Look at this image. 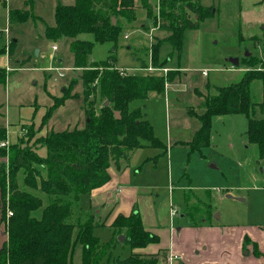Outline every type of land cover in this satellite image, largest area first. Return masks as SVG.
Here are the masks:
<instances>
[{"label": "rangeland", "instance_id": "1", "mask_svg": "<svg viewBox=\"0 0 264 264\" xmlns=\"http://www.w3.org/2000/svg\"><path fill=\"white\" fill-rule=\"evenodd\" d=\"M203 1L209 6L214 3L217 12L200 30L188 35L186 55L182 60H178L175 53L169 58V49L163 48L161 59L166 60L167 65L162 68L153 66L152 45L156 43L153 37L161 39L168 33L145 19H139L131 28L125 29L116 52L111 43L99 44L95 46L93 58L100 61L115 55L117 68L127 73L158 75L173 71L174 76L178 74L174 82L168 85L165 94H156L146 101L131 103V109H139L145 113L155 136L168 147L167 152L165 148L145 149L144 158L136 169L133 168V172L138 171L135 175L137 183L160 186L154 196L174 192L175 206L179 211L177 221L191 219L189 216L181 218L188 208L198 219L216 220L220 224L256 225L264 229V155H261L258 144L250 142L246 134L249 117H264L261 109L256 107L249 116H214L209 145L194 150L185 145L201 127L200 120L192 116L190 111L196 110L200 114L205 111L196 90L206 94L215 87L238 82L244 66L234 67L229 62L230 58H238L242 63L246 54L250 53L264 59V45L251 39L252 35L264 31L257 23L258 13L264 14V5L260 8L255 5L260 0ZM74 2L75 0H7L10 10H31V17L26 22L12 25L7 20L5 4L0 2V40L2 49L7 48L8 53L7 64L5 62L3 66L8 70V77L5 84H0V104L5 113V117L0 120L1 125L8 129V142L14 138L16 131H20L17 142L23 143L21 146L28 149L37 148L39 155L43 146L36 142L43 134L48 135L51 130L62 132L73 129L77 123L80 129L85 126L83 86L80 79L72 90L73 98L54 109L45 125L41 124L54 103L53 96H62L63 89L70 86L76 73L70 41L62 39L50 42L45 36L46 29L55 24L56 7ZM156 12L158 13L157 8ZM189 16L196 21L194 13L190 12ZM125 34L128 35L127 38ZM85 38L92 40L91 35ZM11 44L13 47L10 51ZM52 45H56L57 50H53ZM77 73L80 74L78 71ZM208 85L211 86L209 92ZM35 122H39L41 126L33 127ZM19 123L22 127L18 126ZM4 158L7 172L8 157ZM126 163L122 162L121 167ZM18 186L24 189L23 171L18 174ZM29 191L31 192L30 189ZM32 193L39 195L44 205L48 204L47 194L41 191ZM91 193L78 197L72 194L63 198L80 219L77 224L91 221L94 226L93 235L104 246L113 238L117 240L119 236L114 234L109 225L108 215L111 209L106 212L103 208L96 207ZM227 195L243 201L228 198ZM76 232L75 230V234ZM115 245L111 251L112 257L125 259L132 254L128 244L117 240ZM263 249L264 244L261 245V250ZM82 252L83 248L78 243L73 254L74 264H82Z\"/></svg>", "mask_w": 264, "mask_h": 264}, {"label": "trees", "instance_id": "2", "mask_svg": "<svg viewBox=\"0 0 264 264\" xmlns=\"http://www.w3.org/2000/svg\"><path fill=\"white\" fill-rule=\"evenodd\" d=\"M137 1L75 0L73 4L56 7L55 24L46 29L45 36L50 42L70 41L76 73L80 74L75 73L77 77L74 76L70 86L63 89L62 96H53L54 103L44 115L42 126L54 109L73 98L72 90L78 79L83 86L85 126L52 131L40 137L36 143L46 148L45 157L37 154V148L28 149L19 142L0 150V156H7L9 163L7 172L4 165L0 167L2 221L8 235L0 251V264H74L73 254L78 243L83 248L82 264H167L165 253L131 254L125 259L112 257L111 251L118 239L113 238L102 246L93 235L91 221L77 224L80 219L63 198L89 194L102 187L110 181V167L116 165L120 169L121 163L129 162L137 149L146 146L166 149L143 112L131 109V103L147 100L152 93L163 95L178 74L174 76L173 71L158 75L127 73L117 68L115 55L100 61L93 58L95 46L99 44L111 43L116 52L127 26L141 17ZM139 1L145 17L168 33L161 39L153 37L156 43L152 45L151 59L156 68L167 65L166 60L161 59L163 48L169 49V58L175 53L178 60H182L186 55L188 32L200 30L217 12L213 0L210 6L203 0ZM30 12L10 10V21L22 23L31 17ZM190 12L196 15V21L189 16ZM88 35L92 40L85 38ZM251 39L264 45V32ZM12 47L13 44L10 51ZM5 51L0 48V54ZM241 65L244 70L238 82L215 87L213 91L208 85L210 92L206 94L196 90L205 111L202 114L190 111L201 122L194 137L185 142L192 150L209 145L214 116H249L256 107L264 115V59L250 55L243 58ZM7 77V69L0 68V84H5ZM106 101L110 102L109 106H103ZM115 112H120V119L116 118ZM7 134L6 127L0 126V141L6 140ZM246 134L250 142L258 144L263 156L264 117H249ZM21 171L24 189L18 186ZM32 191L47 194L48 204L44 205L43 199ZM8 211L13 213L9 218ZM111 227L115 235H125L124 244L132 250L159 240L146 231L141 215L135 209L129 216L118 215ZM250 242L246 237L244 244ZM253 247V253L260 256L258 245L253 244Z\"/></svg>", "mask_w": 264, "mask_h": 264}, {"label": "crops", "instance_id": "3", "mask_svg": "<svg viewBox=\"0 0 264 264\" xmlns=\"http://www.w3.org/2000/svg\"><path fill=\"white\" fill-rule=\"evenodd\" d=\"M0 2L4 3L6 6V17L9 21V25L20 24L10 21V9L7 7V0H0ZM136 3L141 13L139 19L148 20L147 17H145V10L142 9L140 1L138 0ZM255 5L259 8L262 7L264 5V0H260ZM257 18L258 25L264 29V14L258 13ZM133 24L127 27L131 28ZM6 30L7 28L5 31ZM194 31L195 30L188 32V35ZM124 36L126 37L128 35L125 34ZM7 44L9 45L10 42L8 41ZM0 48H3L1 40ZM5 49L6 53L0 54V68H6L3 67L5 62L7 64L8 58L7 48ZM155 95L156 93H152L148 99ZM0 108V120H2V118L5 117V113L2 110L3 105L0 104ZM143 114L144 118L147 119L145 113ZM1 123L2 121H0V126L5 127L1 125ZM41 124L35 122L32 126L39 127L37 125L41 126ZM77 125L78 123L75 124V126ZM18 126L22 127L20 123ZM17 130H19V128H17ZM19 134L20 131L18 133L16 131L14 138L9 140L10 142L6 139L8 145L16 144ZM43 135L45 136L46 134ZM147 148L150 149L154 147L146 146L137 149L132 154L129 162H125L126 165L124 166L123 164L122 167L120 166V169L116 165L111 166L108 170L110 181L102 187L94 189L91 193V196L95 199L96 207L103 208L106 212L109 208L111 209L108 215L110 227L118 215L129 216L135 208H138L146 231L158 237L159 240L157 243H151L145 248H135L132 250V254L158 255L160 253H165L167 257L169 255H176L179 257L180 264H264V249L263 251L261 250V245L264 244V234L260 233L264 232V229L261 226L220 224L216 220L198 219L188 208H186V213L181 215V218L189 216L191 219L177 221L176 218L179 211L175 206L174 192L171 193L168 191L165 194L158 193L154 196V192L159 190L158 187L160 186H146L143 183H137L135 175H137L136 173L138 171L133 172V170L138 167V164L144 158L143 154ZM167 148L165 152H167ZM46 153V148L43 147L40 150V155L45 157ZM5 162L6 159L0 156V167L4 165ZM152 189H154V191H152ZM139 203H141V206L138 207ZM2 206L3 203L0 197V251L8 239L5 223L2 221ZM246 237L249 238L251 242L245 245L244 242ZM253 244L258 245L260 256H256L253 253ZM246 249L248 250L246 251Z\"/></svg>", "mask_w": 264, "mask_h": 264}, {"label": "water", "instance_id": "4", "mask_svg": "<svg viewBox=\"0 0 264 264\" xmlns=\"http://www.w3.org/2000/svg\"><path fill=\"white\" fill-rule=\"evenodd\" d=\"M113 21H114V23H115V19H114ZM246 55H247V57H249V56H250V53H247ZM229 62H230L234 67H237V66H239V64H240V60H239L238 58H230V59H229ZM74 76H75V78L77 77L76 74H75ZM109 104H110V102H109V101H106V102L103 104V106H109ZM115 116H116V118L120 119V118H121V116H120V112H115ZM227 197H228V198H231V199H236V200L243 201V199H241V198H234L232 195H227ZM216 217H218V215H217ZM118 240H119L121 243H124V242L126 241V237H125V235H120L119 238H118Z\"/></svg>", "mask_w": 264, "mask_h": 264}, {"label": "built area", "instance_id": "5", "mask_svg": "<svg viewBox=\"0 0 264 264\" xmlns=\"http://www.w3.org/2000/svg\"><path fill=\"white\" fill-rule=\"evenodd\" d=\"M152 32H154V31H152ZM52 49H53V50H57L56 45H53V46H52ZM125 72H126V71H125ZM205 74H206V72H205ZM8 147H9V145H8L7 140H2V141H0V149H5V148H8ZM12 215H13V213H12L11 211H8V213H7V218H9V217L12 216ZM166 261H167V264H180V262H179V257L176 256V255H169V256L166 258Z\"/></svg>", "mask_w": 264, "mask_h": 264}]
</instances>
